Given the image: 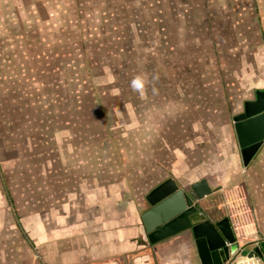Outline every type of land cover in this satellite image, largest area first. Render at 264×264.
<instances>
[{"label": "crops", "instance_id": "0c3cea01", "mask_svg": "<svg viewBox=\"0 0 264 264\" xmlns=\"http://www.w3.org/2000/svg\"><path fill=\"white\" fill-rule=\"evenodd\" d=\"M170 17L167 14V19ZM157 27L152 31L156 46L167 45L170 32ZM203 28V37L212 38L211 33L206 34L211 29ZM218 32L213 29L214 35ZM165 38L167 43L161 42ZM182 51L181 64L175 65L199 69L195 59L184 60L187 53ZM157 54L159 51L150 53L151 80L144 93L136 92L138 101L146 103L138 114L141 119L136 133L142 136L136 143L138 150L147 148L149 152L148 160L141 159L132 175H112L109 166L94 171L89 154L82 158L75 154L78 142L94 135L93 122L82 128L74 126L71 139H65L50 116L34 119L30 111L23 112L20 136L10 132L13 125L7 120L6 136L13 140L8 139L6 146L5 140H0V264H200L188 231L153 244L144 232L140 216L150 207L146 195L167 178L184 189L206 180L212 192L199 201L200 209L214 220L228 216L238 246L250 244L248 250L264 246V140L243 165L233 122L243 103L254 99L255 90L264 89V63L258 55L253 56L237 73L229 62L210 66L215 76L226 70L231 73L226 79L189 80L180 86L186 90L210 87L213 91L220 86L221 94L193 97L195 101L190 102V96L183 99L170 94L172 58H162L164 75ZM59 66L55 63L56 70ZM27 68L22 66L23 71ZM155 71L160 72L158 78ZM49 83L51 86L44 85L57 86L55 79ZM160 88L164 94L159 93ZM27 93H20L21 97ZM186 101L190 105L176 118L175 107ZM192 112L195 118H191ZM10 117L15 120L14 115ZM34 133L36 140L31 139ZM146 133L150 137L143 141ZM15 134L21 139L15 140ZM84 145L87 151L89 145ZM68 154L72 156L68 158ZM229 264H264V256L248 258L243 252Z\"/></svg>", "mask_w": 264, "mask_h": 264}, {"label": "rangeland", "instance_id": "374dc122", "mask_svg": "<svg viewBox=\"0 0 264 264\" xmlns=\"http://www.w3.org/2000/svg\"><path fill=\"white\" fill-rule=\"evenodd\" d=\"M219 1L222 4H216L217 0H0V140H5V146L8 139L13 140L6 136L7 120L13 125L10 132L20 136L22 113L28 111L34 119L50 116L65 139H71L74 126L82 128L93 122L94 135L80 140L75 154L79 158L89 154L94 171L109 166L112 175H132L141 159L148 160L149 151L138 150L136 142L142 135L136 133L135 126L141 119L140 107L144 109L146 103L138 101L129 81L136 75L151 80L152 50L159 51L155 57L161 60L163 74L166 65L162 58H172L175 68H171L170 94L183 99L190 96V102L195 101L193 97L221 94L220 86L214 91L180 86L189 80L226 79L231 73L226 70L215 76L210 66L229 62L237 73L253 56L258 55L264 63V0ZM167 14L172 18L167 19ZM203 26L211 29L206 34L211 33L212 38L203 37ZM156 27L170 32L167 45L156 46L152 37ZM213 29L219 32L214 35ZM162 41L167 43L166 38ZM181 50L187 53L184 60L195 59L200 68L175 65L184 57ZM23 65L30 69L23 71ZM154 73L160 76L159 71ZM50 79H55L57 86L46 87L44 83L50 85ZM159 91L164 94L162 88ZM26 92L27 96L21 97ZM184 103L175 107L176 118L190 105ZM13 115L18 124L11 119ZM88 116L90 120L85 119ZM190 116L196 117L193 112ZM17 135L15 140L21 139ZM149 137V133L143 134V141ZM34 138L36 133L31 136ZM84 144L89 145L87 151Z\"/></svg>", "mask_w": 264, "mask_h": 264}, {"label": "water", "instance_id": "95a60500", "mask_svg": "<svg viewBox=\"0 0 264 264\" xmlns=\"http://www.w3.org/2000/svg\"><path fill=\"white\" fill-rule=\"evenodd\" d=\"M233 122L242 163L247 165L264 140V89L255 90L254 99L243 103ZM211 192L204 179L189 189L180 188L172 178L155 186L146 195L150 207L140 216L148 242L188 231L200 264H229L243 252L248 258L263 257V244L249 250L250 244L238 246L228 216L214 220L200 209L199 201Z\"/></svg>", "mask_w": 264, "mask_h": 264}, {"label": "clouds", "instance_id": "9594fccd", "mask_svg": "<svg viewBox=\"0 0 264 264\" xmlns=\"http://www.w3.org/2000/svg\"><path fill=\"white\" fill-rule=\"evenodd\" d=\"M147 83V77L142 75L133 76V78L129 81V87L139 94H143L145 90V85ZM155 91V89H154Z\"/></svg>", "mask_w": 264, "mask_h": 264}]
</instances>
